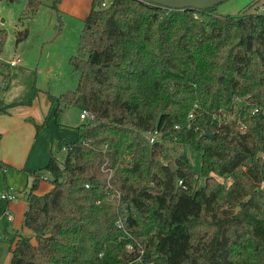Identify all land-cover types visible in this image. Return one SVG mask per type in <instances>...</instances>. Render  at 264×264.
<instances>
[{"label": "trees", "instance_id": "obj_1", "mask_svg": "<svg viewBox=\"0 0 264 264\" xmlns=\"http://www.w3.org/2000/svg\"><path fill=\"white\" fill-rule=\"evenodd\" d=\"M104 3L70 58L76 87L46 95L57 123L70 107L93 118L31 173L34 241L9 240L8 264H264V13ZM41 6L25 0L22 19ZM175 146L201 154L199 174Z\"/></svg>", "mask_w": 264, "mask_h": 264}, {"label": "rangeland", "instance_id": "obj_2", "mask_svg": "<svg viewBox=\"0 0 264 264\" xmlns=\"http://www.w3.org/2000/svg\"><path fill=\"white\" fill-rule=\"evenodd\" d=\"M39 1L42 2V6L26 22L22 19L25 0L17 3L0 0V31L4 34L0 61L4 64L2 73L8 74L5 80L3 75L0 76V83L5 82L0 90V99L10 107L22 105L24 109H18L19 112L30 113L29 117L24 119L25 121L27 119L26 123H34L30 117L32 114L41 116V122H44L36 131L37 144L47 141L48 149L51 147L55 153L58 152V141H73L76 138V131L73 128L85 123L79 118V110L72 107L60 113L57 123L54 118L55 107L48 110L44 105L48 101L47 93L59 96L73 90L77 85V74L73 71L70 58L78 51L84 23L83 19L71 16L59 8L54 10L53 0ZM259 8L264 10V0H227L216 7V14L236 17L244 11H258ZM25 28L28 30L26 38L17 43V33ZM12 60L16 63L11 68L9 62ZM239 103L243 104L242 101ZM171 154L185 155L194 172L199 174L201 165L199 152L190 147L175 146ZM63 156V153H57L58 158L61 159ZM203 182V178L200 177L198 187L203 186ZM29 183L31 185L32 178ZM31 240L34 241V238ZM4 246L5 256L2 254L0 260H6L8 264L10 261L8 241L4 242Z\"/></svg>", "mask_w": 264, "mask_h": 264}, {"label": "crops", "instance_id": "obj_3", "mask_svg": "<svg viewBox=\"0 0 264 264\" xmlns=\"http://www.w3.org/2000/svg\"><path fill=\"white\" fill-rule=\"evenodd\" d=\"M91 2L92 0H59L56 8L83 19L84 22L90 12ZM2 87L0 83V90ZM0 101L8 108L5 114H0V190H11L15 194L14 200L6 204L7 210L13 215V221L8 223L0 218V256L2 254L5 256V241L19 237L32 238L31 232L23 226L24 213L27 209V194L31 188L29 180L32 178L33 181L31 173L34 170L47 164L51 147L48 149L47 141L37 144L35 126L43 125L44 121L41 122V116L32 114L30 117L34 125L26 123L27 119L26 121L24 119L29 117L30 113L19 112L18 109L22 108V105L10 107L2 99ZM48 103V101L46 104L43 103L48 110L55 107ZM48 189V183L41 182L37 194L42 195ZM0 264H6V260L1 259Z\"/></svg>", "mask_w": 264, "mask_h": 264}, {"label": "built area", "instance_id": "obj_4", "mask_svg": "<svg viewBox=\"0 0 264 264\" xmlns=\"http://www.w3.org/2000/svg\"><path fill=\"white\" fill-rule=\"evenodd\" d=\"M106 3H108V0H105V3L103 5H105ZM258 12L259 13H264L263 8H259ZM15 63H16L15 61H10L9 62V66L13 67V66H15ZM2 85L4 86L5 82ZM193 117H194V111H191L187 115V119L191 120ZM79 118L81 120H83V121L88 122V121L92 120L93 116L88 111L82 110L79 113ZM239 129H240L241 132H243L244 131V126L240 125ZM146 137L148 139L149 144H153L156 141H160L161 134H160V132L158 130H153L152 132L148 133L146 135ZM64 150H65V148L62 147L61 151H64ZM14 198H15V194H14L13 191L7 190V189L0 190V200L5 201L6 203H9L10 201L14 200ZM0 218H3L8 223H11L13 221V215L7 210V208L0 214ZM127 248L129 250H132V247L130 245Z\"/></svg>", "mask_w": 264, "mask_h": 264}, {"label": "water", "instance_id": "obj_5", "mask_svg": "<svg viewBox=\"0 0 264 264\" xmlns=\"http://www.w3.org/2000/svg\"><path fill=\"white\" fill-rule=\"evenodd\" d=\"M154 6L170 9V10H203L217 7L219 4L227 0H140Z\"/></svg>", "mask_w": 264, "mask_h": 264}]
</instances>
